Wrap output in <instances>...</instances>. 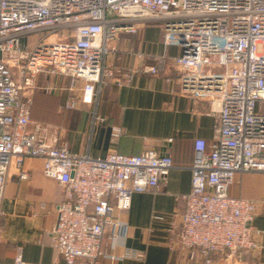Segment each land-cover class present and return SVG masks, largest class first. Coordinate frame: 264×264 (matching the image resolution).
<instances>
[{
	"label": "built area",
	"instance_id": "obj_1",
	"mask_svg": "<svg viewBox=\"0 0 264 264\" xmlns=\"http://www.w3.org/2000/svg\"><path fill=\"white\" fill-rule=\"evenodd\" d=\"M146 20L160 23L164 46L180 49L173 63L182 90L207 100L217 118L209 149L203 138L194 140L191 187L166 244L187 264H212L211 254L240 256L258 247L256 203L228 188L238 173H264V0H0V219L11 164L27 179L24 160L41 159L43 175L62 191L51 236L66 264L78 258L99 264L104 255L139 258L129 248L104 254L101 241L112 226L122 230L114 240H124L127 224L114 210H127L134 193L157 190L173 161L153 148L104 157L72 152L57 142L56 130L31 120L32 91L41 74L62 75L72 87L78 83L63 108L93 104L108 79L121 84L136 72L112 67L109 57L118 34L136 32ZM161 63L140 71L156 75ZM102 120L93 113V125ZM120 134L112 128L114 137ZM12 264H26L20 245Z\"/></svg>",
	"mask_w": 264,
	"mask_h": 264
},
{
	"label": "crops",
	"instance_id": "obj_2",
	"mask_svg": "<svg viewBox=\"0 0 264 264\" xmlns=\"http://www.w3.org/2000/svg\"><path fill=\"white\" fill-rule=\"evenodd\" d=\"M138 27L136 32L118 34L109 57L112 67L124 73L136 71L129 81L117 84L108 79L93 104L79 103L75 109H65L63 104L76 92L78 83L72 87L69 77L41 74L32 91L30 118L56 130L57 142L75 153L104 157L108 152L130 155L153 148L158 155L170 154L173 167L159 188L134 193L127 210H114L113 216L127 224L124 240H114L122 230L112 226L101 241L104 254L120 255L129 248L137 251L139 258L117 260L104 255L98 263L187 264L183 254L168 248L166 230L184 211L182 196L191 187L194 140L203 138L210 148L216 113L207 100L182 90L181 72L173 63L180 49L164 46L160 23L146 20ZM158 59H162L158 74L140 71L145 65H157ZM93 113L103 120L93 125ZM113 127L121 129L119 136L112 135ZM42 164L38 158L25 159L27 179L19 178L15 164L8 170L1 202L0 264H12L18 245L26 264H66L53 247L51 236L62 191L56 180L43 175ZM228 193L256 203L253 226L259 230L258 247L240 256L211 254L212 264H264V173L236 174ZM73 264L90 263L78 258Z\"/></svg>",
	"mask_w": 264,
	"mask_h": 264
},
{
	"label": "rangeland",
	"instance_id": "obj_3",
	"mask_svg": "<svg viewBox=\"0 0 264 264\" xmlns=\"http://www.w3.org/2000/svg\"><path fill=\"white\" fill-rule=\"evenodd\" d=\"M62 32H58V35L60 36V34H61ZM41 34L40 33H38V36H40ZM51 38H55V36H53V37H51Z\"/></svg>",
	"mask_w": 264,
	"mask_h": 264
}]
</instances>
